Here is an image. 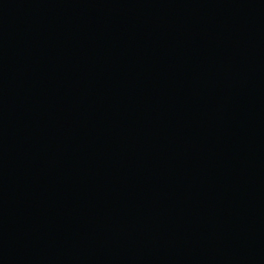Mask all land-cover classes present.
Returning a JSON list of instances; mask_svg holds the SVG:
<instances>
[{
    "label": "water",
    "instance_id": "water-1",
    "mask_svg": "<svg viewBox=\"0 0 264 264\" xmlns=\"http://www.w3.org/2000/svg\"><path fill=\"white\" fill-rule=\"evenodd\" d=\"M0 264H264V0H0Z\"/></svg>",
    "mask_w": 264,
    "mask_h": 264
}]
</instances>
